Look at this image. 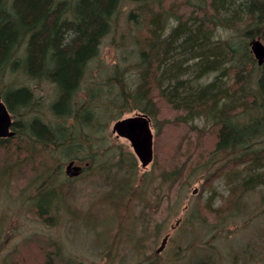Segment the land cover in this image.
Segmentation results:
<instances>
[{
  "label": "trees",
  "instance_id": "obj_1",
  "mask_svg": "<svg viewBox=\"0 0 264 264\" xmlns=\"http://www.w3.org/2000/svg\"><path fill=\"white\" fill-rule=\"evenodd\" d=\"M125 13L128 32L121 35L130 42L120 48L111 69L100 74V83L87 79L102 41L119 31ZM219 29L236 35L219 39ZM258 36L264 39V0H0V99L13 117L15 132L0 139V190L26 174L42 180L34 204L41 218L52 220L62 163L74 161L83 165L84 175L91 173L86 181L109 179L104 195L112 210L140 176L145 182L154 178L139 171L127 145L118 151L96 135L125 112L144 113L155 126L160 105L183 114L181 120L193 130L201 129L194 124L200 114L213 119V154L232 155L223 175L233 194L240 197L264 186V64L258 66L248 43ZM211 73L209 82H198ZM191 75L200 76L194 85L184 81ZM44 83L55 95L48 104L37 91ZM157 160L155 156L152 167ZM170 166L160 171L163 181L173 185L183 179L188 165L177 159ZM110 173L119 178L110 180ZM59 189L58 198H66L67 188L61 183ZM236 202L213 211L198 205L191 214L204 223L210 218V223L225 224ZM119 228L122 223L113 229L117 236ZM218 233L213 239L220 238ZM144 244L136 241L137 253L144 252ZM247 247L249 254L255 251L252 242ZM206 252L215 253L208 247ZM207 254L191 264H214ZM42 264L57 260L48 257ZM139 264L160 263L149 256Z\"/></svg>",
  "mask_w": 264,
  "mask_h": 264
},
{
  "label": "rangeland",
  "instance_id": "obj_2",
  "mask_svg": "<svg viewBox=\"0 0 264 264\" xmlns=\"http://www.w3.org/2000/svg\"><path fill=\"white\" fill-rule=\"evenodd\" d=\"M129 9L127 7L126 11ZM127 14L121 15L119 31L102 41L100 55L90 64L87 79L100 83V74L111 69L122 52L120 48L130 42L128 35L125 38L121 35L128 32ZM230 35L235 37V31L219 29L215 37L225 39ZM256 38L264 43L262 37ZM214 75L211 73L198 82H209ZM197 77L200 76L191 75L184 81L194 85L193 80ZM52 89L47 83L37 87L46 104L55 99ZM81 96L84 97V93ZM133 113L125 112L122 117ZM181 116L183 114L171 107L160 105L155 126L150 117L154 159L155 156L158 158V166L152 167V162L147 169L139 167V171L142 174L148 172L154 179L145 182L138 174L140 177L133 189L112 210L106 208L108 198L104 195L109 179L86 181L91 173H82L69 181L65 175L69 161H63V176L60 183L55 184L57 204L51 214L52 220L47 216L41 218L34 204L35 191L42 180H32L31 175L26 174V178L4 184L0 190V264H42L48 257L57 260V264H139L149 256L160 264H191L197 257H208L207 253H211L214 264H264V186L240 197L237 192L233 194L231 181L223 175L232 155L213 154L215 122L202 113L194 121L201 129L193 130L191 123L181 120ZM242 118L247 120L249 117ZM115 121L96 136L106 137L108 145L117 147L118 151L127 145L132 153L128 141L112 132L111 125ZM177 159L180 164L186 161L188 166L183 179L171 185V182L163 181L160 169H170V161ZM126 165L129 167L128 163ZM109 178L116 180L119 176L110 173ZM61 183L68 191L66 198H58ZM234 201H237V211L225 224H219V220L210 223V218L204 223L192 217L195 206L202 209L210 206L213 211L219 206L230 207ZM205 215L210 216L208 211ZM192 221L195 225L190 226ZM118 222H122L118 233L132 235L117 236L113 229ZM217 232H220L217 234L220 238L213 239ZM165 237L164 248L156 254ZM139 238L145 243L141 253H137L135 247ZM248 241L255 247L252 254H249ZM207 247L215 253L206 252Z\"/></svg>",
  "mask_w": 264,
  "mask_h": 264
},
{
  "label": "water",
  "instance_id": "obj_3",
  "mask_svg": "<svg viewBox=\"0 0 264 264\" xmlns=\"http://www.w3.org/2000/svg\"><path fill=\"white\" fill-rule=\"evenodd\" d=\"M251 50L259 66L264 64V43L260 39H254ZM13 119L6 105L0 99V139L14 137L12 130ZM112 132L118 137L128 141L134 155L142 169H146L154 159V133L151 127V119L144 113H136L124 116L111 125ZM82 171V167L69 163L66 174L76 177ZM167 238L162 241L158 253L162 251Z\"/></svg>",
  "mask_w": 264,
  "mask_h": 264
},
{
  "label": "bare ground",
  "instance_id": "obj_4",
  "mask_svg": "<svg viewBox=\"0 0 264 264\" xmlns=\"http://www.w3.org/2000/svg\"><path fill=\"white\" fill-rule=\"evenodd\" d=\"M181 3L182 2H180L179 4L181 5ZM183 7H186V9L188 8V10L190 11V9H191V6L190 7H188L187 6V4L186 3H183V5H182ZM168 8H171L172 9V11L174 10V9H176L175 7H176V5H174V6H172V5H170V7L169 6H167ZM180 7V9H184V8H182L181 6H179ZM186 9H185V16H189V12L188 11H186ZM177 18L178 19H180L181 20V17L180 16H177ZM173 21V20H172ZM174 22V21H173ZM249 50H250V52H251V55H253V52H252V50H251V45H250V43H249ZM259 66V65H258ZM15 136V135H14ZM65 175H66V173H65ZM118 223H120V222H118ZM122 223V222H121ZM117 233H118V231H117ZM118 234H120L121 236H125V235H128L127 233H124V232H121V233H118ZM147 234V233H146ZM147 238H148V235L146 236ZM139 240H141V238H139Z\"/></svg>",
  "mask_w": 264,
  "mask_h": 264
}]
</instances>
